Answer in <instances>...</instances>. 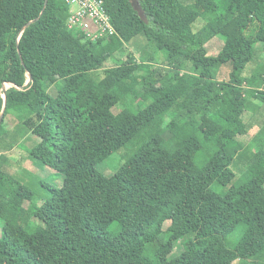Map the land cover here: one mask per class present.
I'll use <instances>...</instances> for the list:
<instances>
[{
	"label": "trees",
	"instance_id": "1",
	"mask_svg": "<svg viewBox=\"0 0 264 264\" xmlns=\"http://www.w3.org/2000/svg\"><path fill=\"white\" fill-rule=\"evenodd\" d=\"M103 2L118 37L90 41L67 28L64 0H0V264H264V129L255 151L239 141L248 104L264 103V0H138L145 19ZM138 36L160 63L105 68ZM19 140L65 185L40 180L39 194L6 173ZM121 150L113 174L97 169ZM192 216L173 256L183 235L165 224Z\"/></svg>",
	"mask_w": 264,
	"mask_h": 264
},
{
	"label": "rangeland",
	"instance_id": "2",
	"mask_svg": "<svg viewBox=\"0 0 264 264\" xmlns=\"http://www.w3.org/2000/svg\"><path fill=\"white\" fill-rule=\"evenodd\" d=\"M188 1V0H187ZM132 5L135 7V9L140 13L142 18L145 19L143 16V13L141 12V9L139 7L138 0H131ZM125 52L123 54H116L117 58H112L109 61H107L104 66L105 68L113 67L117 63H120L122 61H125L127 59V55L130 54L133 58H135L138 62L140 61H146L148 60L149 55L155 56L157 59V62H161V58L159 56L164 57L163 53H155L153 50V46L147 42L142 36H138L131 40L130 42L124 41L123 43ZM223 45V39L220 36L214 37L211 39L210 42L207 43L206 48L209 55L213 56L218 53V51L221 49ZM119 55V56H118ZM264 57L261 58V61L263 63ZM245 61H242L240 65L243 67L245 65ZM231 71L230 66H221L219 70L217 71L216 77L219 81L222 80H228L229 73ZM8 86L6 85L5 88ZM48 93L51 95H55V88L53 85L49 86L47 89ZM4 98V95L2 96ZM143 102V101H142ZM148 103V101L146 102ZM123 105L117 104L113 108L114 113H118L120 110L123 109ZM244 120L249 125L248 131L245 135L240 136L239 141L242 145H247L249 149L252 151L255 149V144L253 143V140L259 135L260 131L264 129V103L260 102H254L249 103L245 113H244ZM168 119L166 120V122ZM13 122V121H12ZM9 120V127H11L10 130L15 127L14 122L12 123ZM153 133H156L159 131L157 128H152ZM264 138V136H263ZM19 145L14 146L13 149L9 150L7 154H5L6 158L4 159L3 164V170L14 176L17 179L22 180L24 184L27 186L36 189L39 194L44 193L42 185L39 183L40 180H43L55 187H62L64 184L63 176L59 173H57L55 170L51 168H38L35 162H33L28 155L26 154L29 147V144H21L22 140H19ZM21 144V145H20ZM126 153V150H121L117 154H113L111 157H109L106 161L102 162L97 166V169L102 172L105 175L113 174L116 167L119 165L120 157L122 154ZM195 164L198 166L201 163V160L194 161ZM192 165L190 168L189 166L186 167V170L189 172H192L196 169L197 165ZM66 191L72 190L74 192L75 187H72L69 184H66L65 187H63ZM28 203H25V206H27ZM144 210V216H147L149 214V211L151 209V205H145V207H140V212ZM11 210L7 207H5L1 213L0 216V229L1 228H7V219L10 216ZM143 214V213H142ZM184 218H176V220L173 222V224L169 225L170 223L165 224V229L170 226V228L176 229L178 232H181L183 235V238L179 240L177 245L175 246V249L173 251V256L178 255L183 250V243L185 240H188L190 237H192L196 227H197V219L195 216H192L190 219H188V222L185 224ZM14 238H19L20 236L18 234L12 235ZM235 238H233V241ZM222 254H225L224 251H221ZM245 259V264H251L252 260L249 259L248 254H243V258ZM236 264H240L238 261Z\"/></svg>",
	"mask_w": 264,
	"mask_h": 264
},
{
	"label": "built area",
	"instance_id": "3",
	"mask_svg": "<svg viewBox=\"0 0 264 264\" xmlns=\"http://www.w3.org/2000/svg\"><path fill=\"white\" fill-rule=\"evenodd\" d=\"M69 6L67 28L76 30L90 41L118 37L103 0H64Z\"/></svg>",
	"mask_w": 264,
	"mask_h": 264
},
{
	"label": "water",
	"instance_id": "4",
	"mask_svg": "<svg viewBox=\"0 0 264 264\" xmlns=\"http://www.w3.org/2000/svg\"><path fill=\"white\" fill-rule=\"evenodd\" d=\"M28 25H29V23L26 24V26H28ZM26 26H25V27H26ZM30 80H31V77L29 78V81H30ZM5 100H6V98H5V95H4V106H3V111H4V109H5V104H6V103H5ZM2 116H3V115H2V113H1V115H0V123H1V120H2Z\"/></svg>",
	"mask_w": 264,
	"mask_h": 264
}]
</instances>
